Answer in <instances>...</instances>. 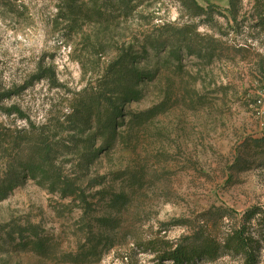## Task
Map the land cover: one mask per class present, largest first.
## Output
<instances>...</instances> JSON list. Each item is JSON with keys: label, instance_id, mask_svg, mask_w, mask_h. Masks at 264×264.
I'll use <instances>...</instances> for the list:
<instances>
[{"label": "rangeland", "instance_id": "374dc122", "mask_svg": "<svg viewBox=\"0 0 264 264\" xmlns=\"http://www.w3.org/2000/svg\"><path fill=\"white\" fill-rule=\"evenodd\" d=\"M184 1L206 13L194 17L182 0H139L99 24L59 12L67 0H0V85L15 94L2 106L32 124L62 132L70 106L120 52L142 79L140 97L122 106L117 141L84 169L77 156L100 141L79 136L87 144L72 166L90 205L32 179L0 202V264H172L156 257L166 243L201 232L221 240L245 212L264 209V0ZM185 26L188 37L195 29L217 41L211 58L141 52L145 34L163 40L166 27ZM40 69L48 80L37 79ZM0 122L24 126L14 116ZM259 256L264 264V246Z\"/></svg>", "mask_w": 264, "mask_h": 264}, {"label": "trees", "instance_id": "16d2710c", "mask_svg": "<svg viewBox=\"0 0 264 264\" xmlns=\"http://www.w3.org/2000/svg\"><path fill=\"white\" fill-rule=\"evenodd\" d=\"M137 1L139 0H88L77 5L74 0H67V4L59 12L65 11L69 15L79 16L84 21L102 24L114 19L115 13H131L134 9L131 4ZM182 1L184 8L194 17L206 13V10L194 1ZM166 28L170 33L168 32L163 40L150 34L144 35L140 48L143 54L148 50L169 49L171 59L178 60V54L183 50L189 56L207 59L212 57L217 47L216 40H205L195 29H192L193 37H188L186 32L191 29L189 26ZM204 41L207 42L203 43ZM258 57V69H264V57ZM135 65L133 56L123 52L108 62L93 84L82 91L70 106L62 124L66 126L63 130L65 132L55 131L49 124H32L24 113L14 106L3 107L2 103L15 94L4 91L0 85V114L7 118L14 116L24 122L23 127L12 128L0 122V202L6 200L24 180L32 179L46 186L48 191L56 194L60 200H70L77 208L90 205L74 169L78 166L86 168L95 156L112 147L117 141L118 120L124 113L122 106L140 97L136 89L142 79L140 80ZM39 71L38 80L49 79V72L43 69ZM262 77L264 74L260 78ZM84 130L93 131L92 141H100V146L97 150L91 151L90 148L87 152L83 151L77 156L80 159L77 163L79 165L72 166L78 143L87 144L79 140ZM255 143H259V140H255ZM68 165H71L69 169ZM90 183L89 187L98 185L97 182ZM165 245L163 251L153 250L161 263L214 262L220 256H231L241 264H258L260 249L264 246V209L252 208L245 212L241 216V222L228 230L221 240L207 232H201L191 239Z\"/></svg>", "mask_w": 264, "mask_h": 264}]
</instances>
